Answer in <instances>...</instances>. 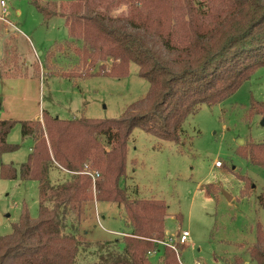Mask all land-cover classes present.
<instances>
[{
    "label": "trees",
    "instance_id": "obj_1",
    "mask_svg": "<svg viewBox=\"0 0 264 264\" xmlns=\"http://www.w3.org/2000/svg\"><path fill=\"white\" fill-rule=\"evenodd\" d=\"M26 1L44 21L63 19L67 45L82 43L75 49L86 67L81 78H125L135 64L148 91L117 119L62 120L44 111L42 122L0 120V159L19 149L7 142L15 124L33 141L18 168L0 164V179L34 181L38 191L37 217L32 219L24 206L11 233L0 237V264H75L80 247L90 244L84 232L64 233L62 221L69 212L79 215L88 201L121 207L129 228L126 236L98 246L99 264H150L153 251L161 252L159 263L178 264L172 250L155 243L166 236L165 202L133 199L121 185L127 144L135 129L178 144L189 116L203 105L221 104L264 67V0ZM121 6L126 13L114 16ZM99 62L103 65L94 71ZM256 104L251 101L250 108ZM241 147L238 155L264 166L260 152L244 153ZM86 165L98 174L94 183L81 174ZM54 168L65 172L67 181L52 185ZM248 252L256 264H264L259 224Z\"/></svg>",
    "mask_w": 264,
    "mask_h": 264
},
{
    "label": "rangeland",
    "instance_id": "obj_2",
    "mask_svg": "<svg viewBox=\"0 0 264 264\" xmlns=\"http://www.w3.org/2000/svg\"><path fill=\"white\" fill-rule=\"evenodd\" d=\"M4 1L8 15L4 17L0 8V120L35 121L34 116L44 111L59 119H117L144 98L148 83L139 78L135 64L129 65L125 78H81L86 67L75 49L82 43H65L69 37L63 19L55 16L44 21L26 0ZM73 1L40 0L42 4ZM124 13L126 7L121 6L113 15ZM99 64L103 62L94 71ZM105 64L109 69L112 61ZM251 101L259 104L250 108ZM183 129L185 135L178 144L133 130L126 165L129 168L134 161L140 194L151 198H137L124 188L133 199L165 202V235L177 237L189 231L190 244H177L181 248L173 251L178 264L195 260L256 264L247 247L255 241L257 224L264 230V166L253 165L236 150L243 142L244 153L260 152L264 160V67L221 104L201 106L185 120ZM7 142L19 149L4 154L0 164L18 168L29 155L32 138L22 137L15 124ZM216 161L221 162L220 168L214 167ZM84 172L96 170L86 165ZM49 178L52 185H59L68 175L54 168ZM37 196L34 181L0 179V237L11 233L24 206L32 219L37 217ZM91 209L80 210L79 215L69 212L62 221L64 233L76 235L83 230L88 234L90 247H80L75 264H99L97 249L103 242L95 241H114L129 230L116 204L98 202L96 211L95 206ZM160 256L161 252L150 255V264H158Z\"/></svg>",
    "mask_w": 264,
    "mask_h": 264
},
{
    "label": "crops",
    "instance_id": "obj_3",
    "mask_svg": "<svg viewBox=\"0 0 264 264\" xmlns=\"http://www.w3.org/2000/svg\"><path fill=\"white\" fill-rule=\"evenodd\" d=\"M64 22V21H63ZM67 30V29H66ZM68 34V33H67ZM68 40V39H67ZM66 40V41H67ZM61 76V75H60ZM63 77V76H62ZM98 77H108V76H98ZM67 78H69L70 79V77H67ZM82 80V79H81ZM50 114V113H49ZM51 115V114H50ZM52 116V115H51ZM54 117V116H53ZM55 117H57V118H59L58 116H55ZM33 119H36V120H38V121H40V122H42V113L41 114H39V115H36V116H34V118ZM73 119V118H72ZM62 120H70V119H62ZM184 130V129H183ZM185 135V132L183 133V135L182 136H184ZM181 136V137H182ZM32 148V147H31ZM31 148L29 149V153L31 152ZM127 149H128V146H127ZM132 161V160H131ZM127 163V162H126ZM134 166H135V163H134V161H132V165H130V167L129 168H127V165H126V176H125V178L123 179V181H122V186L124 187H126L127 189H129V190H131V193L132 194H134V196L136 197L137 196V198H138V195L140 196V197H142V198H151V197H144V196H142L141 194H140V190H139V188H138V179H137V172H136V169L134 168ZM20 182H25V181H20ZM231 200H232V198H231ZM91 204V202H85V203H82L81 204V211H82V213L84 212V210H91L92 211V207H94L95 206V211H96V205H98V202H96V201H92V205H90ZM118 207V206H117ZM167 207V206H166ZM168 208V207H167ZM102 211H104V209H102ZM82 215V214H81ZM102 219H104V217H102ZM126 225V224H125ZM126 227H127V225H126ZM128 228V227H127ZM129 229V228H128ZM129 231V230H128ZM128 231H127V233H128ZM85 233V236H86V240H87V232L86 231H83L82 230V233ZM81 233V232H80ZM110 234H112V235H115V234H117V233H114V232H109ZM124 234V235H123ZM122 235L123 236H126L127 234L126 233H122ZM88 241V240H87ZM90 242V241H89ZM95 242H105V241H95ZM92 243V242H91ZM247 248H249V246L247 247ZM249 253V252H248ZM156 254V253H155ZM154 254V255H155ZM149 257V256H148Z\"/></svg>",
    "mask_w": 264,
    "mask_h": 264
},
{
    "label": "built area",
    "instance_id": "obj_4",
    "mask_svg": "<svg viewBox=\"0 0 264 264\" xmlns=\"http://www.w3.org/2000/svg\"><path fill=\"white\" fill-rule=\"evenodd\" d=\"M0 8H1V12L3 14L4 17H7L8 12L6 10V4L4 0L0 1ZM221 162L216 161L214 163V167L215 168H220L221 167ZM84 174L90 176L92 178V180L94 181L95 178L98 176V174L96 172L93 173H89V172H84ZM155 243L157 244V246L159 247H167L170 250L177 252L176 246L177 244L180 245H185V244H190V233L189 231L185 230V231H181L180 234L177 237H172L171 235L167 234L165 237V240L162 241H155ZM155 254V252H151L149 253L148 256ZM179 258V256H178ZM193 264H201L198 260H195L193 262Z\"/></svg>",
    "mask_w": 264,
    "mask_h": 264
},
{
    "label": "water",
    "instance_id": "obj_5",
    "mask_svg": "<svg viewBox=\"0 0 264 264\" xmlns=\"http://www.w3.org/2000/svg\"><path fill=\"white\" fill-rule=\"evenodd\" d=\"M242 143H243V142H240V143H239V146H241ZM223 194H224V196L226 197V199H227L228 201H231V197H230L228 194H226V193H223Z\"/></svg>",
    "mask_w": 264,
    "mask_h": 264
}]
</instances>
